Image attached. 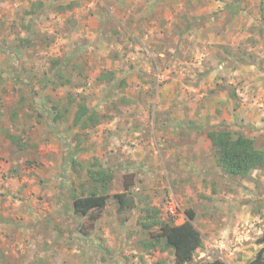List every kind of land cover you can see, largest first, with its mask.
<instances>
[{
  "label": "rangeland",
  "instance_id": "1",
  "mask_svg": "<svg viewBox=\"0 0 264 264\" xmlns=\"http://www.w3.org/2000/svg\"><path fill=\"white\" fill-rule=\"evenodd\" d=\"M35 1L46 4L75 1L77 6L66 14L47 11L34 19L29 31L27 11ZM228 1L231 4L242 1L237 9L242 6L245 13L238 12L233 19L229 15L219 17L215 24L221 27L215 30L222 29L225 31L222 34H249L257 27L256 16L263 11L261 5L257 6L259 0ZM118 2L0 0V264H174L171 250L143 251L141 241L146 234L140 223L145 214L140 207L144 208L145 203L157 208L159 220L166 221L163 208L171 196L186 218L188 210L194 211V224L203 234L204 246L190 264L216 258L223 259L226 264H248L264 247L259 242L264 236V170L253 171L249 178L241 179L224 176L217 167L211 172L214 178L198 176L200 179L194 181L195 176L185 173L186 177L177 176L176 182L171 183L162 166L138 168L132 158L135 151L128 141L131 133L125 136L124 142L117 133L116 124H123L125 113L135 104L131 99L136 90L132 82L137 76L133 70L137 59H131L133 54L139 50L142 53L140 63H153L147 46L142 44L139 48L132 41L133 35L123 30L114 15L128 23L124 18L132 8L131 0H123L122 5ZM73 22H78L77 30H72ZM142 26L141 23V30H135L141 33ZM105 28L109 32L104 33ZM146 28L156 30L154 26ZM260 28L264 34V23ZM163 31L167 32L165 28ZM35 33L39 35L31 36ZM46 36L51 39L46 40ZM28 39L30 44L26 43ZM85 42L92 45L89 51L82 52L83 77L74 72L72 84L57 89L40 85L46 74L50 76L47 72L51 59L62 56L74 48L75 43L82 47ZM165 43L166 47L173 46L171 40ZM158 60L159 65H163ZM260 65L264 71V58ZM106 72H114L117 78L125 79L126 87L121 89L98 81ZM20 83L24 88L21 91ZM69 95L85 101L108 118L84 132L71 129L75 107L57 123H51L48 118L35 121L38 110L46 109L50 101L62 99L65 102L64 98ZM21 96L27 101L18 108ZM33 96L37 109L31 106ZM122 96L127 101H121ZM115 105L127 111L121 114ZM16 109L18 112L13 118ZM3 130L23 138L28 148L18 151ZM253 138L264 148V132ZM68 146L77 147L75 156L82 163L97 160L114 171L112 193L123 191L124 174H137L135 185L128 193L141 200L142 205L134 210L129 221L119 220L118 204L111 198L94 230L86 237L80 234L78 225L82 219H72L69 211L64 214L68 195L63 186L67 179L59 164L62 165L64 155L69 152ZM167 170L170 172L169 168ZM70 177L77 184L86 179L84 174L80 178L75 174ZM167 220L171 219L167 217Z\"/></svg>",
  "mask_w": 264,
  "mask_h": 264
},
{
  "label": "crops",
  "instance_id": "2",
  "mask_svg": "<svg viewBox=\"0 0 264 264\" xmlns=\"http://www.w3.org/2000/svg\"><path fill=\"white\" fill-rule=\"evenodd\" d=\"M117 2L122 5L123 0ZM222 2L131 0V16L123 14L130 23L114 13L123 30L133 35L132 41L139 48L147 46L153 60L150 64L140 63L142 53L137 50L133 54L137 76L132 82L136 90L131 99L135 104L125 113L123 124L115 128L122 142L131 133L128 141L138 168L162 166L171 183L177 176L186 177L185 173L195 176L194 181L214 178L211 172L217 170V164L207 128L224 125L251 139L264 132V71L260 65L264 58L260 28L264 23V0L257 1L263 11L261 15L258 12L257 27L249 34L215 30L221 27L215 24L219 17L229 15L233 19L239 14L226 12L225 7L232 4ZM237 2L238 7L242 1ZM239 9L245 13L242 6ZM141 23L143 34L135 30H141ZM149 26L156 30L147 29ZM187 28L189 31L182 34ZM167 39L173 43L170 48L166 47ZM172 167L178 169L172 171Z\"/></svg>",
  "mask_w": 264,
  "mask_h": 264
},
{
  "label": "trees",
  "instance_id": "3",
  "mask_svg": "<svg viewBox=\"0 0 264 264\" xmlns=\"http://www.w3.org/2000/svg\"><path fill=\"white\" fill-rule=\"evenodd\" d=\"M237 3L226 6L224 10L235 15L238 14ZM76 6L77 2L75 1H71L68 4H60L55 1L50 4H46L43 1L32 2L30 9L27 11V15L30 16V24L27 29L30 31L34 19L47 11L66 14ZM77 26L78 22H73L72 30H77ZM189 29L187 28L182 34H186ZM103 32L106 33L109 30L105 28ZM115 32L117 33V30ZM180 33L177 31V34ZM38 35V33L31 34V36L35 37ZM29 39L26 40L27 44H30ZM50 39L51 37L46 36V40ZM90 45L85 42L81 47L80 44L75 43L74 48L69 49L60 57L51 59L47 72L50 73V76L46 74L44 79L40 80V85L46 88L51 86L53 89L71 85V75L74 72H78L80 77L83 75L81 72L84 64L82 52L89 51ZM98 81L106 82L111 84L112 87L117 86L121 89H124L127 84L125 79L117 78L114 72L101 74ZM18 88L20 91L24 89L21 83ZM33 93L34 96L37 95L35 92ZM34 96L31 106L37 109L38 106L34 100L36 97ZM64 99L65 102L62 99L55 102L50 101L51 105H46V109L38 110L35 121L41 122L42 119L48 118L51 123H57L75 107L71 129L84 132L99 126L108 118L107 114L90 108L85 101H78L72 95ZM120 99L121 101H127L123 96ZM26 101V97L21 96L17 102V107L22 108ZM44 103L45 101H43ZM117 108L118 106H116ZM126 111L127 109L124 107L118 108V112L121 114ZM17 112L18 110L16 109L12 114L13 118ZM29 127L31 126L29 125ZM3 132L18 151H25L28 148V145L24 143V139L20 136L14 135L7 130H3ZM206 132L212 143L217 167L224 176L247 179L253 171L264 170V148L259 147L254 139L247 137L242 132H233L224 125L211 126L207 128ZM32 145L34 144L30 146ZM68 148L69 152L64 155L61 165L64 171L62 174L67 179L63 188L66 189V194L68 195L64 214L69 211L72 219H82V222L78 225L80 234L86 237L94 230L96 222L103 215L111 198L118 204L117 216L119 220L129 221L133 216L134 210L142 205L141 200L128 193L135 185L137 174L135 172L124 174L123 191L112 193L114 171L111 168L102 166L97 160H93L88 164L82 163L75 156L77 147L73 149L72 146H68ZM70 174H75L78 178L83 177L84 174L86 179L82 184H77L75 180H72ZM140 209L145 212L140 218V223L146 234V238L141 241L143 251L148 252L155 249L171 250L174 255V264L192 263L197 251L204 246L203 234L194 224V211L188 210L186 212L187 219L184 223L175 224L173 221H160L157 208H151L147 203H145L144 208L140 207ZM57 229L60 232V228L57 227ZM259 242L264 245V236ZM1 253L0 250V256ZM201 264H226V262L221 258H216L214 260L204 259ZM248 264H264V247Z\"/></svg>",
  "mask_w": 264,
  "mask_h": 264
},
{
  "label": "built area",
  "instance_id": "4",
  "mask_svg": "<svg viewBox=\"0 0 264 264\" xmlns=\"http://www.w3.org/2000/svg\"><path fill=\"white\" fill-rule=\"evenodd\" d=\"M163 211L165 213L164 220L167 221V217L170 218L175 224H182L187 219L184 213L181 211V206L172 196L164 204Z\"/></svg>",
  "mask_w": 264,
  "mask_h": 264
}]
</instances>
